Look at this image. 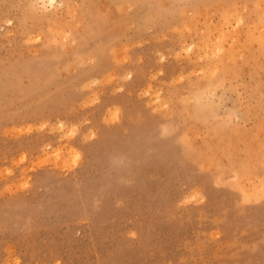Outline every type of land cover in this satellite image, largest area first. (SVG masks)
<instances>
[{"label":"rangeland","instance_id":"374dc122","mask_svg":"<svg viewBox=\"0 0 264 264\" xmlns=\"http://www.w3.org/2000/svg\"><path fill=\"white\" fill-rule=\"evenodd\" d=\"M0 264H264V0H0Z\"/></svg>","mask_w":264,"mask_h":264},{"label":"bare ground","instance_id":"6f19581e","mask_svg":"<svg viewBox=\"0 0 264 264\" xmlns=\"http://www.w3.org/2000/svg\"><path fill=\"white\" fill-rule=\"evenodd\" d=\"M52 3H55L56 0H50Z\"/></svg>","mask_w":264,"mask_h":264}]
</instances>
